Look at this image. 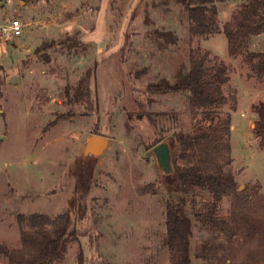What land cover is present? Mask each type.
<instances>
[{
  "label": "rangeland",
  "instance_id": "1",
  "mask_svg": "<svg viewBox=\"0 0 264 264\" xmlns=\"http://www.w3.org/2000/svg\"><path fill=\"white\" fill-rule=\"evenodd\" d=\"M245 1H216L221 33L202 36L191 31L180 0H0V25H24L21 36L0 39V264H10L7 251L24 249L20 217L35 213L71 214L78 239L56 264H175L166 211L183 199L194 223L193 264H264V148L254 134L264 73L252 70L243 50L231 56L223 33ZM67 40L80 46L47 48L37 58L43 44ZM246 50L263 52L264 34ZM205 54L208 66L223 65L228 76V103L214 118L232 117L225 170L237 190L219 201L179 177L194 162L182 157L177 134L208 128V111L194 109L186 92H146L161 80L174 83L192 55ZM87 79L88 108L81 101ZM92 136L110 146L85 158ZM160 143L170 148V174L153 152ZM241 193L249 202L239 206ZM196 214L232 231L203 225Z\"/></svg>",
  "mask_w": 264,
  "mask_h": 264
},
{
  "label": "trees",
  "instance_id": "2",
  "mask_svg": "<svg viewBox=\"0 0 264 264\" xmlns=\"http://www.w3.org/2000/svg\"><path fill=\"white\" fill-rule=\"evenodd\" d=\"M188 13L189 20L193 23L191 31L194 34L209 36L221 33L216 23L217 2L224 0H180ZM157 32V31H155ZM223 33L226 36L228 49L231 56L246 52L245 60L249 62L252 70L257 74L264 73V51L252 53L247 49L248 42L254 36L264 34V0H246L232 23L227 24ZM159 34V32H157ZM159 37L170 43L175 40L171 32H161ZM80 43L74 40L51 42L43 44L36 49V56L43 57L42 52L57 47L77 48ZM49 60L45 59V62ZM207 55L191 56L190 65H182L177 73L174 83L161 80L152 83L146 88L149 94H168L186 92L189 104L194 109L207 110V117L212 124L192 135L177 134V141L183 150L182 157L194 165L191 170L180 174L184 184H191L206 189L214 195L217 201L223 196L234 194L237 190L235 176L225 170L232 163V147L230 143L232 117L216 121L214 115L217 109L225 106L228 101L223 92V85L228 81L227 70L219 67L208 66ZM83 105L91 107L92 92L89 79L84 80ZM76 99L79 100V98ZM257 120L254 134L260 139L264 148V104L255 108ZM150 117V116H148ZM238 205H246L249 197L239 194ZM216 201V202H217ZM70 205H72L70 203ZM166 245L171 252L175 264H193L192 240L194 237V223L188 211L185 199L179 204H168L166 211ZM203 225H212L221 228L225 233L232 230L221 219H214L208 214H196ZM20 221L26 222L27 230H23L22 240L24 249L7 251L6 256L10 264H56L63 262L69 245L76 241V230H70L72 217L70 213L59 215L55 218L45 214L35 213L21 216ZM233 237V236H232ZM78 264H82L80 259Z\"/></svg>",
  "mask_w": 264,
  "mask_h": 264
},
{
  "label": "water",
  "instance_id": "3",
  "mask_svg": "<svg viewBox=\"0 0 264 264\" xmlns=\"http://www.w3.org/2000/svg\"><path fill=\"white\" fill-rule=\"evenodd\" d=\"M110 146L107 138L92 136L85 144L84 157L101 156ZM153 152L157 158L159 168L166 174L173 172L171 152L167 143H160L154 147Z\"/></svg>",
  "mask_w": 264,
  "mask_h": 264
},
{
  "label": "built area",
  "instance_id": "4",
  "mask_svg": "<svg viewBox=\"0 0 264 264\" xmlns=\"http://www.w3.org/2000/svg\"><path fill=\"white\" fill-rule=\"evenodd\" d=\"M23 23L18 19H13L11 22L0 25V39H8L19 37L23 34Z\"/></svg>",
  "mask_w": 264,
  "mask_h": 264
}]
</instances>
